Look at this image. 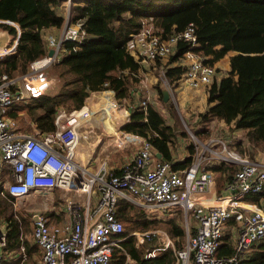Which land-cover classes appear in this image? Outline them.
<instances>
[{"label":"built area","instance_id":"1","mask_svg":"<svg viewBox=\"0 0 264 264\" xmlns=\"http://www.w3.org/2000/svg\"><path fill=\"white\" fill-rule=\"evenodd\" d=\"M70 3L71 0H65L67 12L60 35H46L45 56L31 62L26 74L16 77L0 75V170L6 169L10 173L6 193L18 198L28 197L32 192L48 194L56 188L73 189L84 193L88 199L82 209L76 205V199L70 201L71 219L60 224L51 222L43 212H33L32 236L41 249L37 264H109L114 249H122L124 228L116 215L119 200L133 202L150 212L182 206L196 223L192 232L189 231L191 224L186 220L187 240L179 249H174L164 232H156L163 236L164 243L153 247L143 258L154 257L156 251L173 247L175 264H237L247 260L255 245L264 240V205L257 206L246 200L247 196L259 194L264 189L263 162L253 161L231 149L222 138L209 139V144L194 138L203 152H207L206 160L237 166L228 190L214 198L213 203L202 204L196 202L192 194L206 190L213 182L211 171L205 168L203 155L196 156L192 165L180 173L172 170L170 162L154 159L148 139L124 133L126 141L141 138L132 161L124 164L118 174L110 172L104 164L91 174L76 160V148L81 138L79 128L90 117L86 107L60 112L55 118V130L45 133L42 138L19 133L17 123L5 117L15 102L26 99L20 83L27 82L31 75L51 83L45 70L61 61L62 43L71 41L77 46L85 39L82 20L69 23ZM0 22L16 27L12 42L0 47L1 58L15 51L20 29L12 21ZM178 42L186 44L182 55L185 68L182 83L193 89L208 85L216 69L205 63L203 55L194 50L199 43L192 23L168 37H162L152 24H144L138 32L130 35L126 46L141 60L154 62L170 55ZM49 50H53L52 55H48ZM158 81L169 94H173L174 88L165 69H160ZM149 103L148 96L141 101L139 110H145ZM111 106L125 111L126 117L129 115V110L120 102H112ZM230 219L237 225L233 252L219 256L217 249ZM1 227L0 262L7 241V231ZM146 234L131 233L133 236Z\"/></svg>","mask_w":264,"mask_h":264},{"label":"trees","instance_id":"2","mask_svg":"<svg viewBox=\"0 0 264 264\" xmlns=\"http://www.w3.org/2000/svg\"><path fill=\"white\" fill-rule=\"evenodd\" d=\"M64 4L65 0H0V20L12 21L20 29L15 51L0 58V75H23L31 62L45 56L48 29L61 30L65 22ZM79 19L86 37L77 46L71 41L62 43L64 53L57 64L62 69L57 74L58 91L31 96L25 103L15 102L7 117L21 121V114L26 112L44 133L55 130V118L60 112L82 108L91 92L112 89L117 99H128L142 61L127 49L130 35L144 24H152L162 37H168L192 23L199 43L194 50L203 55L205 63L214 65L233 52L228 73L207 85L208 108L200 114L201 124L206 126V122L216 118L228 125V131L246 129L245 139L232 144L234 150L241 154L253 146L264 150V0H71L69 23L74 24ZM0 25L10 35L16 34L14 25L6 22H0ZM185 50L186 44L178 42L171 56H167L168 67L161 65L163 59L157 60L160 61L157 64L154 61L158 69L164 67L173 88L183 81L182 55ZM168 114L170 118L165 119L156 105L149 103L145 110L134 108L121 128L148 139L162 156L160 160L168 162L172 160L175 140L188 138L190 155L171 164L173 171L186 170L192 165L197 143L180 126L172 108ZM206 130L190 128L191 135L197 140L208 133ZM207 161L205 159V163ZM227 166L234 171L229 173ZM205 168L229 175L224 184L233 180L236 171L233 165L217 160H211L210 166ZM3 196L8 201H15L6 192ZM248 200L262 205L264 189L255 196H248ZM116 215L124 228L122 249H114L109 264H124L127 256L135 258L138 264H175L173 247L159 250L154 257L141 258L133 238L127 236L140 229L154 228V220H169L166 234L172 241L175 237L182 238L184 230L172 220L174 216L152 218L153 214L148 210L127 200H119ZM135 216L138 218L132 219ZM9 221L6 250L21 249L24 245L18 222ZM173 244L174 249L183 247L179 242H176L177 247L174 241ZM253 250L256 251L247 260L237 264H264V240ZM230 253L228 245L220 246L217 251L219 256ZM4 258L0 264H6Z\"/></svg>","mask_w":264,"mask_h":264},{"label":"crops","instance_id":"3","mask_svg":"<svg viewBox=\"0 0 264 264\" xmlns=\"http://www.w3.org/2000/svg\"><path fill=\"white\" fill-rule=\"evenodd\" d=\"M64 24H65V22H64ZM64 24H63V26H64ZM63 26H62V28H63ZM62 28H61V30L60 29L54 30L52 28L48 29V30H49V33H51L52 35L59 36L61 31H62ZM11 36L12 35H10L9 32L5 28L0 29V41L2 43H6V45H7L8 43L12 42L14 37L11 40V38H10ZM222 61H217L216 63H214V66L220 68V70L222 69V70L227 72L229 69V55H227V57H226L225 65L220 67L219 64H221ZM140 65H141V67L138 70V72L136 73L137 81L133 82L132 87L130 89V90H132L131 95L128 99L127 98L117 99L115 92L112 89L94 91V92H91L89 94V96L86 98L84 105L82 107H86L90 113L94 112L96 110L100 111V110H103L106 107H108V108H110V111L113 113V121L122 122V125H123L126 122H128V119L130 117V112L134 108L140 107V102L143 99H146V97L154 94V96H157V104H159V106H162L159 102H162L165 104L166 101L163 100V93H162V90H164L165 88H163V86L161 84H159V82H157L159 71H160V69L161 70L164 69V67L163 68L159 67V69H158L155 62L143 61V60L140 61ZM156 75H157V77H156ZM19 76H21V75H19ZM50 79H51V83L45 82V84H33V82L30 80H29L30 82L27 81L24 83H20L19 87H20V89H22L24 91L26 99H25V101H20V102H17L16 104L25 103L26 100L31 96L44 94V93L54 94L59 89L60 81L55 83V78L52 76L50 77ZM57 79H58V77H57ZM180 84H181V86H180L181 88H177ZM179 85L176 88H174V90L177 93V95L179 96V99H180L179 101L181 102L180 103L181 109L183 111V114H184L186 121L188 122V124L190 126L189 129L191 128L193 130H202L203 128L208 129V127H209L210 128L209 132H210V131H212L213 125L217 124L218 126H220L219 129L221 131L223 130V132L229 134V131L227 128L228 125L223 120H220V119L218 120V119L214 118V119L206 122V124H207L206 126H205V124L202 125L200 122V114L202 112L197 113L195 107L200 105V107L202 108L204 106L203 112L208 108L207 92H206L207 87L202 86V87H199L197 89H193V88H190L188 86L183 85L182 82L179 83ZM183 87H185V88H183ZM186 92H189V95H186ZM112 102H120L125 109L129 110V115H127V117H126L125 111L112 108V106H111ZM163 107H164V105H163ZM156 109L161 114L163 113V112H161V110L157 106H156ZM116 112H117V114H116ZM7 113L8 112H6V114ZM162 115L164 116L165 119L170 118L169 114H166V115L162 114ZM5 117L8 119H12V118L7 117V115H5ZM175 117H176V120H178L176 114H175ZM13 120L17 123V131L19 133L34 134V135L38 136L39 138H42L45 133H48V132H44V133L40 132L36 123L34 121H32L28 116L26 118H24L23 122H20V120H17V121L15 119H13ZM90 120H91V118H89L86 121H83L82 122L83 124L80 127L81 129L79 128V130H80L79 135L81 138H80V141H79L78 146L76 148V160L84 168H86V170L91 174L96 173L102 164H104L110 172H112V173L119 172L120 173L123 165L132 161L136 150L138 149V147L141 144V142H140L141 138L135 139V140L130 139L132 141H126V140H124V138H126V135H124V133H128V135L133 134V133L126 132L122 129H120V131L118 133L113 134V136H109L108 133H105L107 130L106 128H104V130L102 132L101 131L98 132V127H95ZM167 122L169 123L170 121H167ZM18 123L20 124L21 127H23V129L25 131L24 130H23V132L19 131ZM233 132H234V134L236 133L238 136V139L236 140V142L239 141V139L240 140L245 139L244 134L246 133V129H235V130H233ZM105 134L109 138H106V136L104 137ZM134 135H138V134H134ZM190 136H192V138L194 139L193 135L190 134ZM141 137L144 138L143 136H141ZM217 137L222 138V136H219V134L217 135ZM231 142H232V140H231ZM200 143H202V142H200ZM117 145H118V147L116 149L126 150L127 155H125L124 153H116V151H118V150H114V148ZM120 145H122V146H120ZM189 145H190V142H189L188 138H183V137L177 138L173 144L172 160L169 162L171 164L176 163V162H181L186 157H188L190 155L189 149H188ZM152 149H153L152 152L154 155V159L160 160L162 158V156L159 154V151L156 148H154L153 146H152ZM201 155H203V158L207 157L206 153L203 152V148L198 146V144H197L196 145V153H195V156L193 158V162L195 161L196 156H201ZM210 164H211V160H208L207 163L205 164V166L209 167ZM0 166H1V164H0ZM183 170L184 169H179L176 171L182 172ZM2 171L3 170H0V184H2L3 187L5 188L8 181L10 180V173L7 170H5L3 172ZM216 172L217 171L212 170L214 180H213L212 184L206 190H204L202 192H193L192 196L196 200V202L202 203V204H204L205 202L206 203H213L215 201L214 198L216 196L222 195L228 190L227 186H228V184H230V182L232 180L229 182H226L225 184H224V182L228 179L229 175H226L225 177H223L224 173H221V175H222L221 181L216 182L215 181ZM56 189H59V188H56ZM56 189L49 192L48 194H44L41 192H32L30 194V196L33 197V201H34V204L32 205V207H34L33 212H43V213H45V215L48 217V219L51 222L60 224L63 221H67V220L71 219L70 218L71 216H70V213L68 210L69 201H68V203L66 202V204L65 203L61 204V200L59 199V203H56L55 199L53 197V200L47 199L44 201V203L42 201L37 202V197H40V195H42V196H48L50 198V195H54L53 193H55V191H57ZM60 190H63V189H59V191ZM70 190H72L71 196H74L75 198H77L79 200V197L81 196L82 193L75 191L73 189H70ZM65 191H67V190H65ZM59 195H60V192H59ZM255 195L256 194H254L252 196H255ZM252 196L249 195V197H252ZM75 198H71V199H75ZM246 200H247V202H251V203H254L255 205L259 206L257 203L252 202L251 200H248V196L246 197ZM130 203H133V202H130ZM261 203L263 205L264 201H261ZM136 205L138 206V204H136ZM171 208L175 209L176 206L167 207L164 209L156 210L154 212H150V211L149 212L151 214H153L152 218H156V219L167 218V217L172 215V212H167V210H169ZM142 209H144V208H142ZM0 220L3 221L4 219H2V217H1ZM236 226H237L236 223L232 219H230L227 222V224L225 225V231L226 232H224L222 242L219 245L218 249L220 248V246L228 245V246H230L231 253L233 252V247H234V244H233L234 240L233 239L235 236L234 234H235ZM195 229H196V223L191 218V231L194 232ZM5 230L8 232V229L6 227V223H5ZM225 233L230 235L229 240L225 239ZM156 239H159V237L157 236ZM32 241L34 244L33 247L37 252L36 256H35V261L37 264L39 259H40V256H41V249L35 244L33 238H32ZM260 242H258L256 245H258ZM133 243H134L135 248L138 250V246H137L136 242H133ZM158 243H162L161 239L158 240ZM218 249H217V251H218ZM256 250H257V248H256ZM26 251H27V249H26ZM255 251L253 250V252H255ZM140 253H141L140 254V256H141L142 252H140ZM124 264H138V262L135 258L127 256Z\"/></svg>","mask_w":264,"mask_h":264},{"label":"rangeland","instance_id":"4","mask_svg":"<svg viewBox=\"0 0 264 264\" xmlns=\"http://www.w3.org/2000/svg\"><path fill=\"white\" fill-rule=\"evenodd\" d=\"M66 12H67V6H66V4H64V10H63L64 16H65ZM2 28H3V26L0 25V29H2ZM13 37H14V35L11 36V40ZM232 54H233V52H230L228 54L229 58ZM170 56H168V57H170ZM168 57L164 58L162 60L161 65L164 64L165 66H167ZM226 57H227V55H225L220 60H218V61L223 60L221 62V64H219L220 67L225 65ZM155 62H156V64L158 62L160 63V61H157V60ZM212 66H214V65H212ZM215 69H216V74H215L214 78L212 79V81L208 85H210L214 80H217L220 77L226 75L229 71V69L227 72L222 70V69L220 70V68H218V67H215ZM28 70H29V67H28ZM28 70L23 74H26L28 72ZM60 70H62V69L60 66H57V64L48 67L45 70L47 73L46 74L47 78L52 76L55 78V83H57L59 81L57 79V74ZM65 75L68 78L71 77L70 74H65ZM156 77H157V75H156ZM29 80L32 81L33 84H45V81L42 80L41 77H38L37 75L36 76L31 75V77L28 79V81ZM157 82H159V81H157ZM159 84H160V82H159ZM183 85H185V84H183ZM180 86H181V84L177 88H181ZM205 87H207V85ZM183 88H185V87H183ZM186 95H189V92H186ZM179 100H180L179 96L177 95L175 90H174L173 94H169L168 101H166L165 104L162 102H159L162 106H159V104H157V96H154V94L149 96L150 104L156 105L161 110V112H163L162 114H164V115L168 114V111L171 110V108H172L174 110V113L176 114V116L178 118L180 126L184 130H187L190 134H192L190 129H189L190 126L184 117L183 111L181 109V104H180L181 102ZM140 104H141V102H140ZM163 105H164V107H163ZM168 108H169V110H168ZM195 108H196L197 113H201V112H203L204 106L201 108L200 105H198ZM116 114H117V112H116ZM27 116L29 117V115L26 112H23L21 114V117L19 118V119H23V120H21L20 122H23L24 118H26ZM89 118H91L90 121L92 122V124L95 127H98V132H100V131L102 132L104 130V128H106L107 130L105 133H108L109 136H113V134L118 133L120 131V129H122L121 128L122 122L113 121V113L110 111V108H108V107H106L105 109L100 110V111L96 110L94 112H91ZM18 126H19V131L23 132V130H24L23 127H21L19 123H18ZM219 128H220V126H218L217 124H214L212 127V131L209 132L210 128L208 127V130H206L208 133L205 132L203 134V136L200 135L198 137L199 140H201L202 143L209 144L210 141H208V140L214 139V138H219V137H217V135L219 134V136H222V139L225 140V142L228 144V146L231 149H235L232 144L235 143L236 140L238 139L237 134L236 133L234 134L233 131H229V134H227V133L223 132V130L221 131ZM105 136H106V138H109L106 134L104 135V137ZM244 137H245V134H244ZM124 140H126V139L124 138ZM231 140H232V142H231ZM120 146H122V145H120ZM117 147H118V145L115 146L114 150H118V149H116ZM236 151H238V150H236ZM244 151H246V152H242V154L246 155L249 159H251L253 161H258V162L264 163V150L262 148H260V147L256 148L255 146H253L252 148L246 149ZM116 153H124L125 155H127L126 150H121V149L116 151ZM205 164L206 163L204 162V165ZM232 165H233L234 169L236 170L237 166L235 164H230V166H232ZM227 168H228L229 173L234 171L232 167L227 166ZM5 170L6 169H3V171H5ZM209 171H211V170H209ZM211 173H212V171H211ZM213 173H212V175H213ZM224 174L226 175V173H224ZM223 177H224V175H223ZM221 179H222L221 172H216L215 181L220 182ZM213 180H214V177H213ZM56 190L57 191H55V193H53L54 195H50V198L48 196L40 195V197H37V202L42 201L44 203L45 200H47V199L53 200V197H54L56 203H59V199H60L61 204H64V203L66 204V202L68 203V201L70 202L73 200L71 198H75L74 196H71L72 190H67V191H65V190L59 191V189H56ZM5 192H6L5 188L3 187L2 184H0V218L2 217V219H4L3 221L0 220V226H2L1 228H5V223H6V227L8 229L9 225H10L9 219L11 220V223L13 222L12 220H16L18 222V226H19L20 240L22 241V245L25 246V247L22 246L21 249H20V247L19 248L17 247L16 250H11L9 248H7V250H6V245L7 244L9 245V243H6V245L4 246V250H5V253H4L5 258L4 259L8 262V263L6 262V264H36L35 256H36L37 252L33 247L34 244L32 241L33 236H32V221H31V215L33 214V211H34V207H32V205L34 204L33 197L32 196L18 197V198H15V201L14 200L8 201L3 196V194ZM59 192H60V195H59ZM218 196H220V195H218ZM218 196H216V197H218ZM75 199L77 200V201L76 200L75 201H76V205L79 207V209L86 207L88 199L84 193L81 194V196L79 197V200L77 198H75ZM131 204L136 206V207L139 206V205L137 206L135 203H131ZM263 205H259V206L262 207ZM173 209L174 208H171V209L167 210V212H172L171 217L174 216V218L172 220H174L175 222L177 221V223L180 224V226H182L181 228H183V230H184V235L182 238L175 237L172 239L175 243V246H176V242H179L180 246L181 245L183 246L187 240V232L185 230L186 229V226H185L186 220L188 219V221L191 224V217H190L191 215L182 206H177V208H175L174 210ZM132 215H134V214H132ZM137 218H138L137 216L132 217V219H137ZM168 221L169 220H154L153 223H156V226L154 228L148 227L145 229H140L139 231L137 230L138 233L147 232L146 235L133 236V235H131V233L129 235H127V236H130L133 238V242H136L139 252H142V255L140 256L141 258H143L142 256L144 254L148 253V251L152 250L153 247L160 246L162 244V243H158L159 239H156V238L160 234L156 235V232L160 231V232L166 233L165 231H168V227L166 228ZM11 229H12V227H11ZM189 231H191V230H189ZM151 233L152 234L154 233L155 235L152 236ZM159 237L162 238L163 236L160 235ZM225 239L229 240L230 235L225 233ZM170 240H171V238H170ZM173 241H172V244H173ZM26 249H27V251H26ZM9 250H11V251H9ZM157 252L158 251H156V253Z\"/></svg>","mask_w":264,"mask_h":264},{"label":"water","instance_id":"5","mask_svg":"<svg viewBox=\"0 0 264 264\" xmlns=\"http://www.w3.org/2000/svg\"><path fill=\"white\" fill-rule=\"evenodd\" d=\"M10 38H11V37H10ZM5 45H6V43H2V42L0 41V47L5 46ZM52 53H53V50H49L48 55H52ZM162 93H163V100H164V101H167L168 98H169L168 91L164 89V90H162Z\"/></svg>","mask_w":264,"mask_h":264},{"label":"bare ground","instance_id":"6","mask_svg":"<svg viewBox=\"0 0 264 264\" xmlns=\"http://www.w3.org/2000/svg\"><path fill=\"white\" fill-rule=\"evenodd\" d=\"M156 235H158V234H156ZM159 236H160V235H158V237H159ZM159 239H161V242H162V243L164 242L163 238L159 237Z\"/></svg>","mask_w":264,"mask_h":264}]
</instances>
